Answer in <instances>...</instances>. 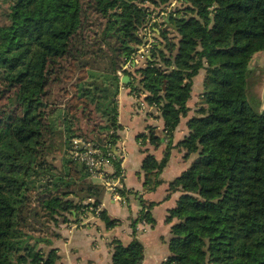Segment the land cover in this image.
Returning <instances> with one entry per match:
<instances>
[{
    "label": "trees",
    "instance_id": "trees-1",
    "mask_svg": "<svg viewBox=\"0 0 264 264\" xmlns=\"http://www.w3.org/2000/svg\"><path fill=\"white\" fill-rule=\"evenodd\" d=\"M171 1L10 0L0 24V264H58L61 226L101 205L107 186L75 156L74 139L115 150L122 86L146 94L164 119L167 146L161 159L144 158V191L162 183L173 147L195 156L169 184L181 194L167 216V264H264V111L254 91L263 69L253 64L264 51V0H179L168 22L152 23L161 40L149 55L125 67L145 43L142 29ZM202 69L196 114L174 145ZM148 127L141 145L160 146ZM139 202L133 239L110 243L112 264L144 258L137 224L155 223V202ZM99 218L108 228L120 222L103 208Z\"/></svg>",
    "mask_w": 264,
    "mask_h": 264
},
{
    "label": "crops",
    "instance_id": "crops-1",
    "mask_svg": "<svg viewBox=\"0 0 264 264\" xmlns=\"http://www.w3.org/2000/svg\"><path fill=\"white\" fill-rule=\"evenodd\" d=\"M254 63L264 66V51L254 57ZM194 90L193 84L192 97L188 100L190 111L181 118L174 131V145L186 136L188 133L187 121L196 114L199 97H195ZM133 92L135 91H132L129 86H122L118 96L119 122L122 128L119 130L120 139L115 148L116 151L122 147L126 149L122 162L123 187L129 192L123 195L124 202L114 199L107 192L101 203L102 208L107 210L112 217L119 219L120 222L116 226L108 228L99 215L93 216V211L89 210L80 215L82 221L64 223L61 226V237L54 241V246L58 248L60 254L58 264H112L110 245L112 240L119 238L128 244L134 237L132 220L138 216L142 208L139 195H142L147 202H155L151 209L155 223L148 222L146 231H139L140 221L137 224V236L144 244V258L140 264H167L170 255V229L174 222H168L167 216L169 209L177 204L181 194L180 191L169 194V184L190 165L195 156L186 159L184 149L173 147L168 164L161 174L162 183L153 191H144L143 160L148 152H152L158 159H161L167 145L164 138V119L153 115L156 112L142 108L141 97L136 96ZM148 126H153L155 132L162 137L160 146L154 147L149 142L141 145L138 134L142 132L150 134ZM98 182H103V180L100 179ZM84 218L90 220L85 223ZM74 219L75 215L72 217V220Z\"/></svg>",
    "mask_w": 264,
    "mask_h": 264
},
{
    "label": "built area",
    "instance_id": "built-area-1",
    "mask_svg": "<svg viewBox=\"0 0 264 264\" xmlns=\"http://www.w3.org/2000/svg\"><path fill=\"white\" fill-rule=\"evenodd\" d=\"M172 5L173 4L167 5L163 9L152 15L151 21L142 29L140 33L142 36H144L145 43H143V45L139 47L137 54L132 55L125 67H128V65H132L133 63L138 64L139 62L137 61V59L140 60V58L143 59L145 56L149 55L147 54V52L150 53V47H152L153 43H155L156 41V38L153 37L154 29H158L154 27L152 23L154 21L161 22L166 20V17L173 8ZM74 147L76 148V150L74 151L75 156L79 160L86 163L92 173V176L103 178L109 194L114 199H118L124 202V196L121 194L119 189L123 187L124 169L122 166V162L126 153L125 147H122L117 151L103 150L101 147L96 146L93 142L86 141L82 138L74 139ZM118 160L121 164L120 171H117L114 165V161ZM101 208L102 204L97 208H94L95 210H93V207H91L90 211H93V216H98ZM86 218H84L85 223L90 220ZM147 228L148 221L145 218H142L140 220V226H138V229L139 231H146Z\"/></svg>",
    "mask_w": 264,
    "mask_h": 264
},
{
    "label": "rangeland",
    "instance_id": "rangeland-1",
    "mask_svg": "<svg viewBox=\"0 0 264 264\" xmlns=\"http://www.w3.org/2000/svg\"><path fill=\"white\" fill-rule=\"evenodd\" d=\"M171 4H173L172 6H173V8H175V7H177V6H183V4H182V1H179V0H172L171 1V3L169 4V5H171ZM9 6H10V0H0V24H2V23H5V22H7L8 21V18H7V12H8V10H9ZM172 8V9H173ZM166 21V20H165ZM162 22V21H161ZM166 28H168V37H169V39L170 40H173V41H178V38L176 37V32H175V29H174V27L172 26H170V25H166L165 26ZM153 37L154 38H156V41H158L159 42V40H161V37L158 35V33H156L155 31H154V35H153ZM155 41V42H156ZM154 44V43H153ZM143 45V44H142ZM142 45H140L139 47H141ZM139 47H138V49H139ZM151 48V47H150ZM147 54H149L148 52H147ZM138 58V57H137ZM144 59L145 58H143V59H141L140 58V60H138L137 59V61L139 62L138 64H132V65H134V66H136V65H139L141 62H143L144 61ZM255 64V66H260V65H257V63H254ZM131 66V64L130 65H128V68ZM262 67V69H263V71L261 72L262 73V75H261V73L259 72V69H257L256 70V72L259 74V76L257 77V84L255 85V89H254V91L255 92H257L258 93V95L261 97V95H262V91H263V87H264V66H261ZM203 76H204V70L202 69L195 77H194V88H195V90H194V94H195V97L196 98H198L199 97V95H200V93H201V91H202V89H203ZM263 76V77H262ZM260 78L261 79H263V81L262 82H260L261 80H260ZM251 92V91H250ZM136 96H137V94L135 93V92H133ZM249 102H250V104L251 105H253L254 107H257V100H256V97L253 95H251L250 96V99H249ZM262 102V101H261ZM156 108V107H155ZM156 113H158V110H157V112ZM56 162H57V164H59V162H60V154L59 153H56ZM100 179H102L103 180V178H100V177H94L93 176V180H95V181H99ZM104 182V181H103ZM89 211V210H88ZM81 221H82V219H81Z\"/></svg>",
    "mask_w": 264,
    "mask_h": 264
},
{
    "label": "water",
    "instance_id": "water-1",
    "mask_svg": "<svg viewBox=\"0 0 264 264\" xmlns=\"http://www.w3.org/2000/svg\"><path fill=\"white\" fill-rule=\"evenodd\" d=\"M169 19H170V15H168L166 17V21L168 22ZM122 65H125V63L123 62ZM128 81H130V77L128 75H123L122 76V82H128ZM140 99H141L142 108H146L150 112H154V113L157 112L158 109L155 108V107H151V105L147 102L146 94H143ZM261 101L262 102H261V105H260V110L264 111V87H263V91H262V95H261Z\"/></svg>",
    "mask_w": 264,
    "mask_h": 264
}]
</instances>
